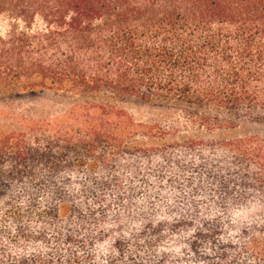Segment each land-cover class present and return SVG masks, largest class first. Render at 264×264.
<instances>
[{"label":"trees","instance_id":"trees-1","mask_svg":"<svg viewBox=\"0 0 264 264\" xmlns=\"http://www.w3.org/2000/svg\"><path fill=\"white\" fill-rule=\"evenodd\" d=\"M3 13L0 85L264 115V0H0ZM109 114L86 102L70 128L0 133V264H264V214L216 215L253 191L236 180L264 177L262 140L216 143L196 169L119 147L118 171H80L121 141ZM165 228L185 240L162 250Z\"/></svg>","mask_w":264,"mask_h":264},{"label":"rangeland","instance_id":"rangeland-1","mask_svg":"<svg viewBox=\"0 0 264 264\" xmlns=\"http://www.w3.org/2000/svg\"><path fill=\"white\" fill-rule=\"evenodd\" d=\"M8 29V16L3 13L0 16V33L4 35ZM86 102L106 108L110 113L107 128L115 127L122 134V139L114 148L103 146L108 151L105 164L101 160L96 162L89 159L86 161L89 165L79 167L80 171L89 168L97 172L105 170L111 174L118 171L116 164L123 155L119 147L125 148L132 157L147 155L148 161L139 160L141 167L147 163L155 166L160 164L157 160L159 158L164 160L180 154L186 156L193 169L200 168L201 164L195 165L197 160L211 156L215 152L212 146L222 141L254 136L263 141L264 149V115L218 112L160 98L117 97L108 93L87 96L57 89L17 88L7 82L0 85V133L29 131L37 135H50L57 125L64 124L70 128L75 122H67L68 112ZM119 119L120 124H115ZM73 129L76 130L77 125ZM254 172L250 176L257 181H235L239 188L249 186L253 189L246 201L242 205L227 207L228 212L221 211L217 216L247 223L254 214H264V183L260 182L264 177L258 175L257 170ZM240 192L237 190L235 193ZM163 224L169 225L166 222ZM163 232L157 240L162 250L172 248L179 240H185L175 233L171 237L172 233L166 228ZM235 235V238L239 237ZM168 254L172 260L177 257L175 252Z\"/></svg>","mask_w":264,"mask_h":264}]
</instances>
